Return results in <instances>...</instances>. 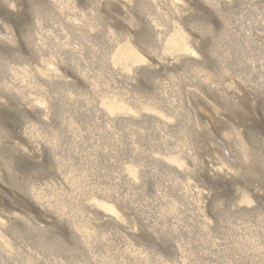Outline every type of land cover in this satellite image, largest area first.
I'll use <instances>...</instances> for the list:
<instances>
[{
    "label": "rangeland",
    "instance_id": "rangeland-1",
    "mask_svg": "<svg viewBox=\"0 0 264 264\" xmlns=\"http://www.w3.org/2000/svg\"><path fill=\"white\" fill-rule=\"evenodd\" d=\"M0 264H264V0H0Z\"/></svg>",
    "mask_w": 264,
    "mask_h": 264
},
{
    "label": "bare ground",
    "instance_id": "bare-ground-1",
    "mask_svg": "<svg viewBox=\"0 0 264 264\" xmlns=\"http://www.w3.org/2000/svg\"><path fill=\"white\" fill-rule=\"evenodd\" d=\"M6 11V10H5ZM6 14V13H5ZM7 16V15H6ZM169 43L176 47L178 50H186L184 43L181 39V37L178 34L172 35L169 38ZM118 59H127V58H138V55L130 48L123 49L119 55L117 56ZM194 94V93H193ZM196 94V93H195ZM197 98V97H196ZM204 99V98H203ZM206 100V99H205ZM207 103V102H206ZM212 106V105H210ZM201 107V106H200ZM201 109V108H200ZM208 123V122H207ZM217 125V124H216ZM216 128V127H215ZM224 138V137H223ZM228 148V147H226ZM230 149L228 150V152ZM232 153V152H231ZM235 159V158H234Z\"/></svg>",
    "mask_w": 264,
    "mask_h": 264
}]
</instances>
